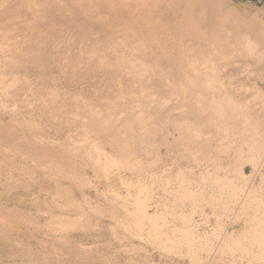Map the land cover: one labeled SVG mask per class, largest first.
<instances>
[{"label": "rangeland", "instance_id": "obj_1", "mask_svg": "<svg viewBox=\"0 0 264 264\" xmlns=\"http://www.w3.org/2000/svg\"><path fill=\"white\" fill-rule=\"evenodd\" d=\"M0 264H264V0H0Z\"/></svg>", "mask_w": 264, "mask_h": 264}, {"label": "crops", "instance_id": "obj_2", "mask_svg": "<svg viewBox=\"0 0 264 264\" xmlns=\"http://www.w3.org/2000/svg\"><path fill=\"white\" fill-rule=\"evenodd\" d=\"M244 1H259V2H260L261 0H244ZM262 1H263V0H262Z\"/></svg>", "mask_w": 264, "mask_h": 264}]
</instances>
